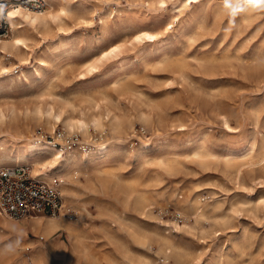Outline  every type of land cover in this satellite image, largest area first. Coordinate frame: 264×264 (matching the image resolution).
I'll use <instances>...</instances> for the list:
<instances>
[{"label": "rangeland", "instance_id": "rangeland-1", "mask_svg": "<svg viewBox=\"0 0 264 264\" xmlns=\"http://www.w3.org/2000/svg\"><path fill=\"white\" fill-rule=\"evenodd\" d=\"M44 3L42 10L65 13L36 29L17 20L23 24L17 34L29 45L20 57L29 59L6 60L10 72L0 75V111L7 116L5 123L0 118V166L13 165L8 155L30 137L78 153L100 142L111 145L101 171L93 161L82 164L88 176L76 177L85 186L78 187V197L67 201L63 195L66 217L81 220L86 229L83 246L89 258L51 254L47 264H142L140 256L153 264H177L173 258L164 260L155 242L138 244L130 225L151 238L156 233L171 237L186 263L229 254L238 264H264V160H259L264 151V12L241 15L226 31L221 0ZM140 31L156 36L136 41ZM116 44L115 54L98 59ZM89 64L93 70H87ZM95 101L123 120L131 118L133 131L110 133L91 126L89 136H83L60 123L54 132L45 117L34 115L37 107L52 105L62 108L64 116L78 118L82 112L89 117L97 111ZM140 110L150 114L149 123L137 119ZM25 121L31 129L22 128ZM144 142L151 146L142 157ZM195 148L218 157L195 159ZM159 158H174L176 168L160 170L155 165ZM130 190L127 199L124 191ZM140 193L151 198V211L132 208ZM197 197L207 207L217 202V214L225 218L211 225L177 214L178 205L189 208L186 200ZM119 216L125 229L114 221ZM38 235L45 237L43 243L37 242ZM110 236L123 243L129 259L117 252ZM58 237L70 243L65 231ZM10 240L0 221V264H23L20 257L31 261L35 250L48 246L41 231L29 230L15 256L3 251Z\"/></svg>", "mask_w": 264, "mask_h": 264}, {"label": "bare ground", "instance_id": "bare-ground-1", "mask_svg": "<svg viewBox=\"0 0 264 264\" xmlns=\"http://www.w3.org/2000/svg\"><path fill=\"white\" fill-rule=\"evenodd\" d=\"M158 1L161 3L166 2V0ZM30 8L31 7H26L23 5V3L20 2L19 4L11 6L8 9V18L10 22L11 33L9 34V36H7V39H0V75L3 73L8 74L10 72L9 69L4 65L6 60H10L12 57L21 58L20 56L23 53L29 51V45L26 38L21 37V35L19 36L17 34L18 29L23 26V24H16L17 20L20 19L21 21H25L27 25H29L32 29H36V27L47 25L48 21L50 20L55 21L60 19L62 14L65 13L63 9H59L55 13H50L49 9H41L35 11L31 10ZM10 13H14V15H10ZM149 36L155 38L156 34L148 31H140L134 35V39L136 41H142L149 39ZM17 41H20V43L18 44ZM117 50H119L118 44L100 53L98 59L102 60L104 58H108L109 56L115 54ZM28 53L30 54V52ZM28 59L29 57H26L24 59L21 58L20 60L24 62L28 61ZM93 68L94 64H89L87 70H93ZM98 102L95 101L94 103V107L97 108V111L89 117L84 115L82 112L81 114H79L80 116L78 118H72L71 115L64 116V110L62 108L54 109L52 105H49L46 109L37 107L34 110V115L37 117V119L41 120L45 117L46 122L50 123L54 132L56 126L60 123H62L69 131L80 132L83 136H89L88 131L89 127L91 126H93L95 130L99 129L102 132L109 131L110 133L123 132L127 134L129 129L133 131V122L131 118L123 120L119 117V115L113 113L106 105L102 106ZM6 117V114L3 111H0V118L4 123L6 122ZM150 117V114L140 110L137 119L142 123L147 124L150 122ZM225 124L227 127H229L227 120H225ZM20 125L23 129L29 128L26 121ZM59 136L57 137V139H59ZM54 145L55 144L53 142L42 140L39 136H36L34 138L30 137L25 142V146L23 148L18 149L15 154L8 155V157L13 161V164H30L32 167L31 172L35 176H40L41 178H50L54 175H57L59 177L61 175L65 176L68 180L65 182L61 178V197H63L64 195L65 200L72 201L79 195V192L77 190L78 187H85L84 185L78 183L80 179L78 181L76 180V177L78 175L81 174L85 177L88 174L85 166L86 164H84V166L82 164L84 162L86 163L93 161L94 165L98 167L97 170L101 171L104 167L107 157L110 154L111 145L108 142H100L94 147H89L88 151L84 153H78L77 151H75V149L63 151V149H56ZM150 146L151 144L148 142L142 143V146L139 148V152H141L142 157H145L144 151L147 150V148H150ZM191 156L198 160H203L206 157L212 159L218 157L216 153L202 148H195L191 152ZM259 160H264V151H262ZM229 161L230 158H226V162ZM155 165L160 170L168 172L176 168V160L174 158H159ZM238 180L237 182H239ZM102 181L103 183L106 182L104 178H102ZM126 191H124V194L128 199L129 195H131L133 191ZM137 196L138 197L132 203V208L134 210L136 208L140 213H145L146 210L151 211V198L144 193H140ZM65 203L66 202H62L60 213L54 215V217L50 215L31 216L30 219H27V217H23L21 220H16L13 218L0 216L1 224L7 231V236H11V244H14L17 240L19 230H22V236H27L29 230H32L34 232L41 231L46 236L48 246H41L40 248L35 250L31 255V261L22 257H18L19 262H22L23 264H47V259L51 254H54L56 257L68 258L73 257L77 253H83L82 255L85 258H89L88 253L83 246V239L86 234V229L83 226V222L79 219L72 220V216L66 217L64 213L66 209ZM186 204L189 208L180 205H178V208H176L177 214L179 216L183 214L186 220H188L187 218H189V215L193 217L195 221L203 220L209 222L212 225L211 222L215 223L225 218V216L221 217L217 214V210L219 207V204L217 202H213L209 205V207H207L205 206V204H202L201 199L197 197L193 200L187 199ZM186 209H191L190 213L187 212ZM0 215L4 214L0 212ZM70 219L71 221H69ZM115 219L116 220L114 221H117L119 229H125L127 227L124 218H121L119 216ZM132 225H134V223H132ZM132 227L134 226L130 225L128 228H130L131 231L133 230L131 232L133 239L138 244L146 247L149 246L152 242H155L158 247V253L162 254L164 260L173 258L177 264H194V262L196 264H238L237 261L234 260L233 255L229 254H218L212 260L208 257L206 260L196 257L194 258L196 259V261L190 260L188 263H186V254L180 250V246H176L171 237L156 233V236L154 238H151V233L150 235H143L134 230L136 226L134 228ZM14 229H16L17 231H14ZM61 231H65L67 236L69 237L70 243L68 245H66L65 241L60 240V238L58 237V234ZM110 239L113 240V242L117 245V252H119L123 258L129 259V256L122 251L123 243L120 240H116L113 236H110ZM17 246L18 245L15 246V251L12 252V254H14L15 256L18 252ZM139 260L142 264H153L151 260L145 256H140Z\"/></svg>", "mask_w": 264, "mask_h": 264}, {"label": "built area", "instance_id": "built-area-1", "mask_svg": "<svg viewBox=\"0 0 264 264\" xmlns=\"http://www.w3.org/2000/svg\"><path fill=\"white\" fill-rule=\"evenodd\" d=\"M19 1L35 10L45 5L44 0ZM19 1L0 0V38L10 30L8 9ZM61 182L57 175L50 178L33 175L31 166L26 163L0 166V212L13 219L57 215L62 207Z\"/></svg>", "mask_w": 264, "mask_h": 264}, {"label": "clouds", "instance_id": "clouds-1", "mask_svg": "<svg viewBox=\"0 0 264 264\" xmlns=\"http://www.w3.org/2000/svg\"><path fill=\"white\" fill-rule=\"evenodd\" d=\"M221 10L223 14L228 17L229 26L225 30L231 31V29L236 25L237 17L244 14L264 12V0H221ZM14 231L17 230L14 229ZM22 235V230H19V235L15 243L6 245L3 251H15V246L21 243Z\"/></svg>", "mask_w": 264, "mask_h": 264}, {"label": "crops", "instance_id": "crops-1", "mask_svg": "<svg viewBox=\"0 0 264 264\" xmlns=\"http://www.w3.org/2000/svg\"><path fill=\"white\" fill-rule=\"evenodd\" d=\"M61 187V186H60ZM62 202H63V197H62ZM35 216H44V215H35ZM4 230V229H3ZM39 236H42L44 239L43 240H39V238H38V240H37V242H39V243H43L44 241H45V237L43 236V235H38V237ZM28 247H30V246H28Z\"/></svg>", "mask_w": 264, "mask_h": 264}, {"label": "snow or ice", "instance_id": "snow-or-ice-1", "mask_svg": "<svg viewBox=\"0 0 264 264\" xmlns=\"http://www.w3.org/2000/svg\"><path fill=\"white\" fill-rule=\"evenodd\" d=\"M164 5L163 4H161V7H163ZM10 15H14V13H10ZM149 39H154V37H152V36H149L148 37ZM17 43L19 44L20 43V41H17Z\"/></svg>", "mask_w": 264, "mask_h": 264}]
</instances>
